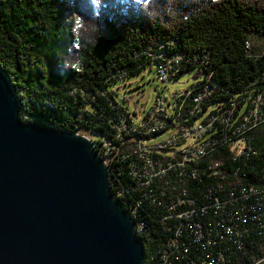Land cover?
Wrapping results in <instances>:
<instances>
[{
  "label": "trees",
  "instance_id": "1",
  "mask_svg": "<svg viewBox=\"0 0 264 264\" xmlns=\"http://www.w3.org/2000/svg\"><path fill=\"white\" fill-rule=\"evenodd\" d=\"M69 12L77 16L72 42L71 26L68 29L64 23ZM165 40L170 47L166 57L183 54L182 69L209 73L223 88L212 92V100L225 98V88L230 97L241 95L248 102L264 90V0H0V67L18 97L20 114L61 129L86 128L107 136L106 115L114 108L99 90H107L106 97L120 103V112L128 104L119 102L117 90L102 78L115 70L124 78L137 74L136 67L144 61L138 55L142 49L165 45ZM232 135L230 131V157L238 142H246L255 152L248 160L230 162V172L239 166L240 174L245 173L242 182L256 183L264 164V122L238 137ZM118 165L111 164L112 168ZM108 172L112 192L117 190V199L132 216L133 198L121 193L119 180ZM188 182L192 194L195 184ZM178 198L177 194L159 196L137 209L135 219L143 221L137 229L144 247L143 264L195 260L193 250L174 257L163 244L170 233L166 227L175 220L165 215L182 206ZM233 206V210L242 208L241 214L249 213L243 200H234ZM232 212L230 224L239 228V235L230 234V264H247L257 250L259 224L252 217L241 221Z\"/></svg>",
  "mask_w": 264,
  "mask_h": 264
},
{
  "label": "built area",
  "instance_id": "2",
  "mask_svg": "<svg viewBox=\"0 0 264 264\" xmlns=\"http://www.w3.org/2000/svg\"><path fill=\"white\" fill-rule=\"evenodd\" d=\"M167 48L165 40V45L142 49L138 55L144 61L134 72L143 74L153 69L159 80L178 82V77L188 72L182 69L183 54L166 57ZM124 75L105 76L102 80L112 84L125 79ZM192 76L195 80L175 89L171 99L157 95L147 108L127 106L124 112L118 108L120 103L106 97L107 90H99L115 112L106 115L107 136L74 131L92 141L107 171L119 180L121 193L133 198L130 210L137 229L143 225V221L135 219L140 206L147 207L159 196L179 195L177 203L182 206L165 215L166 219H175L173 226L166 227L170 233L163 241L174 257L193 250L192 264H230V234L239 235V228L230 224L233 211L241 221L252 217L259 224L260 240L247 264H264V164L253 184L242 182L245 173L240 174L239 166L230 172V162L248 160L255 152L246 142L235 141V153L230 157V131L232 138L238 137L264 122V90L248 102L241 95L230 97L225 88V98L212 100V92L223 89L219 83L209 73L196 69ZM123 145L126 149L121 150ZM114 162H120L118 168H112ZM197 162L204 163L196 167L193 164ZM191 181L196 186L192 194L185 184ZM113 194L116 197L117 190ZM234 200H243V209L249 213L241 214L242 208L233 210Z\"/></svg>",
  "mask_w": 264,
  "mask_h": 264
},
{
  "label": "water",
  "instance_id": "3",
  "mask_svg": "<svg viewBox=\"0 0 264 264\" xmlns=\"http://www.w3.org/2000/svg\"><path fill=\"white\" fill-rule=\"evenodd\" d=\"M92 141L25 119L0 67V264H143Z\"/></svg>",
  "mask_w": 264,
  "mask_h": 264
},
{
  "label": "rangeland",
  "instance_id": "4",
  "mask_svg": "<svg viewBox=\"0 0 264 264\" xmlns=\"http://www.w3.org/2000/svg\"><path fill=\"white\" fill-rule=\"evenodd\" d=\"M139 2L142 0H138ZM77 16L73 12H69L65 19L64 23L68 27L71 26V34L69 35V42L75 41V30L74 25L76 23ZM68 43V39L66 40ZM68 49V48H67ZM78 66L77 69H79ZM195 80V77L192 76V71L181 74L178 77V82L172 81H161L157 78L155 71L153 69L146 70L143 74H135L129 78L116 81L112 83V86H119L117 92L115 93V98L122 104H128L131 109L133 105H136L137 108L143 109L147 108L152 100L160 95L164 99L165 97L172 98L173 91L177 88H182L192 81ZM126 83V84H123ZM126 97L127 101L123 99ZM135 107V108H136ZM81 132L90 134L86 128H81ZM91 135V134H90Z\"/></svg>",
  "mask_w": 264,
  "mask_h": 264
},
{
  "label": "bare ground",
  "instance_id": "5",
  "mask_svg": "<svg viewBox=\"0 0 264 264\" xmlns=\"http://www.w3.org/2000/svg\"><path fill=\"white\" fill-rule=\"evenodd\" d=\"M171 57V56H170ZM109 185H110V181H109ZM111 188V187H110ZM130 213V212H129ZM132 217V216H131ZM135 228H136V232H137V227H136V225H135Z\"/></svg>",
  "mask_w": 264,
  "mask_h": 264
}]
</instances>
